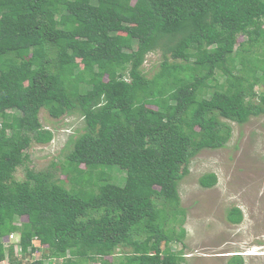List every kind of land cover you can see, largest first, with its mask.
Instances as JSON below:
<instances>
[{"label":"trees","instance_id":"trees-1","mask_svg":"<svg viewBox=\"0 0 264 264\" xmlns=\"http://www.w3.org/2000/svg\"><path fill=\"white\" fill-rule=\"evenodd\" d=\"M42 108L81 125L54 170L20 180L25 149L54 136ZM261 114L264 0H0V261L32 256L37 239L28 264H109L124 247L117 264H181L168 243L186 233L178 185L192 158Z\"/></svg>","mask_w":264,"mask_h":264},{"label":"rangeland","instance_id":"rangeland-1","mask_svg":"<svg viewBox=\"0 0 264 264\" xmlns=\"http://www.w3.org/2000/svg\"><path fill=\"white\" fill-rule=\"evenodd\" d=\"M242 39L239 36L238 40ZM160 59V52L147 55L143 66L147 75L155 71ZM259 89L256 86V90ZM39 117L54 136L45 144L32 141L25 149L29 161L14 173L20 180L25 176L26 167L34 170L53 168L51 162L60 159L65 145L72 143H66L70 135L74 136V130L81 125V118L77 115H62L55 119L43 108ZM230 125L232 134L225 145L203 149L196 154L189 164V173L178 185L181 206L186 209L183 221L186 233L181 240L175 238L168 245L173 251L182 252L184 261L181 264H226L234 254H242L244 264H264V114L251 116L243 124L230 121ZM119 171L115 173L121 179ZM208 172L217 175V182L203 188L198 178ZM59 177L65 178L60 174ZM233 206L239 207L243 213L238 224L230 223L226 218ZM17 240L18 234L15 233L9 242L16 243ZM32 243L39 250L31 257L39 258L41 247L36 240ZM161 247H165L164 242ZM124 251L128 249L119 248L115 255L104 259L109 264H117ZM27 257L21 258L23 264L28 263Z\"/></svg>","mask_w":264,"mask_h":264},{"label":"clouds","instance_id":"clouds-1","mask_svg":"<svg viewBox=\"0 0 264 264\" xmlns=\"http://www.w3.org/2000/svg\"><path fill=\"white\" fill-rule=\"evenodd\" d=\"M15 233H12L11 235H10V238L14 235ZM18 234V240H17V242L16 243H14V244H18L19 243V233H17ZM34 240H36V241H38L37 239H34ZM33 242V241H32ZM11 243H13L12 241H11ZM38 246H39V241H38ZM37 251V250H36ZM41 251V250H40ZM33 255V254H32ZM42 256V253H41V255H40V257ZM39 257V258H40ZM27 258H29L30 260L31 259H39V258H32L31 256L29 257H27ZM62 260V258H57V259H52V264H57V262L59 261H61ZM3 261V260H2ZM2 261H0V262H2ZM29 262V261H28ZM47 262V261H46ZM8 263V262H7ZM9 264V263H8ZM17 264H23L22 263V260H21V258H19V262L17 263ZM28 264V263H27Z\"/></svg>","mask_w":264,"mask_h":264},{"label":"built area","instance_id":"built-area-1","mask_svg":"<svg viewBox=\"0 0 264 264\" xmlns=\"http://www.w3.org/2000/svg\"><path fill=\"white\" fill-rule=\"evenodd\" d=\"M0 264H8L7 261L3 260Z\"/></svg>","mask_w":264,"mask_h":264}]
</instances>
